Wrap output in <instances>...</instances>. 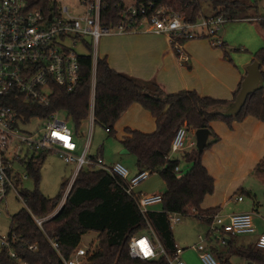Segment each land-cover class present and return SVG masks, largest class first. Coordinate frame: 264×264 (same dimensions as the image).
I'll return each instance as SVG.
<instances>
[{"label":"trees","instance_id":"trees-1","mask_svg":"<svg viewBox=\"0 0 264 264\" xmlns=\"http://www.w3.org/2000/svg\"><path fill=\"white\" fill-rule=\"evenodd\" d=\"M30 1L32 8L49 7L48 0ZM204 2L211 6L212 15H222L230 19L257 17L247 15L249 10L256 7L255 1L248 5L243 0H156L155 5L166 6L183 15L187 21L194 22L201 15ZM115 5L116 0H101V25L108 26L117 22L119 10ZM254 24L264 36V21ZM254 61L260 65L263 85L247 97L237 114L229 116L223 114L222 109L235 100L240 85L230 102L200 96L195 91L166 94L155 82L139 81L117 72L109 67L105 58H98L95 69L93 123L104 127V130L108 129L109 134L113 133L114 124L120 115L135 103L149 111L155 119V130L149 134L126 128L121 144L135 158L139 171L147 170L150 174H158L162 179L166 189L161 194V211H148L142 216L132 197L125 194L120 179L100 169L85 167L77 173L60 211L43 223L41 231L35 226L27 210L40 218L50 214L58 205L68 182L61 183V190L56 198L43 196L37 189L45 159V154H40L25 163L27 175L32 178L36 189L20 193L24 208L11 216L9 233L21 238V242L13 245L18 257L25 264H56L59 259L49 246L47 238L57 239L62 256L68 258L79 245L81 237L88 232H94L97 234L98 247L87 258L86 264H167L163 256L150 261L131 259L127 248L130 238L152 230L165 253L171 256L174 253V239L168 222L169 215L194 217L210 226L212 217L218 211V208L201 209L204 198L214 190V179L201 163L203 151L211 144L207 143L201 153L191 150L183 154L182 159L191 163V168L182 175L174 171L178 167V161L167 159L171 140L176 130L184 124L187 130L194 132L198 129L211 131L210 124L215 121H222L231 127L233 123L241 122L246 117H253L264 124V48L254 54ZM79 67L80 78L72 92L56 87L50 106L37 108L30 105V108L23 110L27 117L47 118L56 110L63 111L75 124L74 133L78 135L80 125L89 116V55L79 58ZM217 141L218 137L214 136L212 144ZM252 173L264 183V157ZM228 238L229 243H223L227 248L226 254L264 264V254L253 244L234 247L236 237ZM31 244H37L36 252L28 250L27 247ZM211 254L214 256L212 252ZM0 264L16 262L5 250L0 249Z\"/></svg>","mask_w":264,"mask_h":264},{"label":"built area","instance_id":"built-area-1","mask_svg":"<svg viewBox=\"0 0 264 264\" xmlns=\"http://www.w3.org/2000/svg\"><path fill=\"white\" fill-rule=\"evenodd\" d=\"M49 7L32 8L30 0H0V202L11 191L21 200L17 188L26 174L18 167H24L31 158L52 153L65 164H74V172L56 208L42 218L27 210L35 226L42 231V225L52 219L62 208L77 173L82 168L100 169L123 182L125 194L132 197L142 216L149 207L161 204V194L137 195L135 189L151 175L149 171H138L130 175L120 163L105 164L101 155L89 156L90 135L83 150L78 153V135L67 126L66 120L58 118L60 110L47 118L31 116L23 110L33 105L48 108L54 89L60 87L72 92L79 81V58L89 55L91 59V87L89 101L90 133L93 123L95 69L99 41L103 37L146 31L164 35L173 48L181 54V44L187 40L206 38L212 47H221L220 31L229 22L264 21V14L254 18L230 19L222 15H200L190 22L180 13L166 6L156 7V0H116L119 10L115 24L103 26L100 23L101 0L77 1L81 13L74 15L66 6H56V0H48ZM264 7V0H261ZM83 51V52H82ZM186 60V58H184ZM22 110V111H20ZM108 133V129H105ZM186 126L178 128L171 140V155H183L187 148L194 149V143L185 145ZM175 173H181L179 167ZM242 196L235 198L242 202ZM181 216L169 215L168 222L174 225ZM212 238L223 243L222 236L238 237L253 235L256 229L250 213L231 214L227 217L215 214L209 226ZM209 234V235H210ZM48 239L49 246L59 261L56 264H86L92 254L79 245L68 257L60 252L57 239ZM209 238L198 236L197 244L191 249L198 253L202 264H219L206 248ZM21 238L13 233L0 235V249L16 264H25L14 251L13 245ZM142 242V243H141ZM255 248L264 254V231L258 234ZM30 252L37 251V244L28 245ZM128 254L131 259L154 260L163 256L167 264H184L182 249L174 245V253L167 255L152 230L130 238Z\"/></svg>","mask_w":264,"mask_h":264},{"label":"crops","instance_id":"crops-1","mask_svg":"<svg viewBox=\"0 0 264 264\" xmlns=\"http://www.w3.org/2000/svg\"><path fill=\"white\" fill-rule=\"evenodd\" d=\"M259 1L262 3L261 0ZM208 15H212V11L205 16ZM220 37L223 43L221 47H212L206 38L184 41L181 44V54H178L164 35L139 31L108 36L107 44L106 39L103 41L102 57L99 58H105L109 67L117 72L139 81L155 82L166 94L195 91L200 96L230 102L233 100L234 92L239 85L241 86L248 66L256 62L254 54L264 48V43L254 22H229L222 27ZM124 112L115 125L122 123L131 130L146 134L154 132V117L139 104L130 105ZM210 127L207 143L210 140L213 142V134L219 139L207 148L210 150L208 157L201 161L209 175H212L210 166L221 172L229 171V168H242V174L252 173L264 157V124L253 117H246L241 122L233 123L231 127L226 126L222 121H215L210 124ZM188 132L194 134V131L188 130ZM191 150H196V146ZM182 156L180 155L181 158ZM137 170L139 171L138 167ZM234 182L238 186L240 180L233 179L226 183L223 187L224 194L207 195L201 203V209L218 208L216 214L223 217L249 213L246 210L224 211L230 198L226 189L230 190ZM236 197L238 196L235 195L233 199L235 203ZM243 202L244 200L237 203ZM158 206L161 204L149 207L148 211H161ZM249 209L256 214L258 212L255 204ZM182 218L181 216L179 222ZM253 223L256 229V233L252 235L254 241L244 245L234 238V247L254 245L256 236L264 231V220L253 218ZM198 236L194 242L173 238L174 245L182 249L181 259L184 264H202L198 253L191 249L197 244ZM205 236L209 238L205 246L214 254L219 264H259L246 261L236 255L226 254L227 248L223 243H229L227 236H222L223 243L212 238L211 234L208 236L205 234ZM212 242L215 245H212Z\"/></svg>","mask_w":264,"mask_h":264},{"label":"rangeland","instance_id":"rangeland-1","mask_svg":"<svg viewBox=\"0 0 264 264\" xmlns=\"http://www.w3.org/2000/svg\"><path fill=\"white\" fill-rule=\"evenodd\" d=\"M77 1L79 0H56V6H66L73 11L74 15H77L81 13V9L78 7ZM243 1H245L248 5H252L254 1L256 4L258 3L255 8L249 10L247 15L264 14V7L259 0ZM211 11V6L208 3H202L201 15L205 16ZM260 36L262 37L264 43V36L261 34V32ZM104 39H106V44L108 42V37H103L100 39L98 45V57H102V44ZM57 116L62 120H66L67 126L72 132H75L76 126L73 121L67 117L65 112L60 111L58 112ZM183 126H185V124ZM125 127L128 128V126L119 123V125L117 124L113 127V133L107 134L104 130V127L93 124L90 133V120L89 118L86 119L84 122H82L78 130L79 137L76 140L78 146L77 152L80 153L83 150L90 135V147L88 151L89 156L102 154L105 164L111 165L113 163L119 162L129 171L130 175H135L138 172L135 158L130 153L125 151L121 144ZM190 131L193 132L192 130ZM212 136L214 137V134ZM190 142L194 143L195 147L194 134L192 135L187 132L185 145H188ZM209 144H212V140L209 141ZM188 150H191V148L186 147V151ZM209 151L210 150L207 148L203 151L201 155V161L208 157ZM171 159L178 161V166L180 167L182 175L186 174L191 168V163L185 162V160H183L179 154L171 155ZM74 168V164H65L54 154L46 153L40 170V179L37 188L38 191L49 199L56 198L61 190V183L63 181H67L69 183L70 179L72 178ZM18 171L21 174L27 175L26 169L24 167L19 166ZM210 171L212 172V175L210 176L214 179V190L212 194H224L225 189L223 190V187L226 185V183L232 181L233 179L240 180L238 186H236L234 182V185L230 188V190L226 189V193L229 194L230 198H228V205L224 211L238 212L246 210L254 219L261 218L264 220V183L262 181H260L253 173L242 174V168H229V171L227 170L226 172H221L213 166H210ZM35 189L36 186L32 178L27 175L26 179H23L21 185L17 188V191L21 193L22 191H34ZM165 189V185L160 176L158 174H151L147 180L142 182L135 189L134 193H141V195H151L155 193L163 194ZM235 195L242 196L244 202H236V204L233 201ZM254 204L257 206V214L249 209L250 207H253ZM158 207L159 209L162 208V206ZM22 208H24L23 202L17 198L16 194H13L11 191H9L6 197L0 202V235H5L9 232L11 216L16 214ZM170 227L175 240H193V242L195 239L197 240L198 235L205 236L209 230V224L202 222L199 223V221L194 217H184L179 223L171 225ZM212 240L214 241V239ZM237 240L244 245L254 241L252 235L238 236L236 237V241ZM97 244V234L94 232L86 233L81 237L79 242L80 247L86 250L90 249L91 251L98 247ZM211 244L215 245L214 242Z\"/></svg>","mask_w":264,"mask_h":264},{"label":"water","instance_id":"water-1","mask_svg":"<svg viewBox=\"0 0 264 264\" xmlns=\"http://www.w3.org/2000/svg\"><path fill=\"white\" fill-rule=\"evenodd\" d=\"M262 85L263 81L261 77L260 65L258 62H253L247 68L246 75L241 82L240 90L236 95L235 100L224 107L222 109V113L229 116L237 114L245 104L247 97L260 89ZM209 134L210 132L208 129H198L194 132L197 152L201 153L204 150Z\"/></svg>","mask_w":264,"mask_h":264},{"label":"snow or ice","instance_id":"snow-or-ice-1","mask_svg":"<svg viewBox=\"0 0 264 264\" xmlns=\"http://www.w3.org/2000/svg\"><path fill=\"white\" fill-rule=\"evenodd\" d=\"M142 243V242H141Z\"/></svg>","mask_w":264,"mask_h":264}]
</instances>
